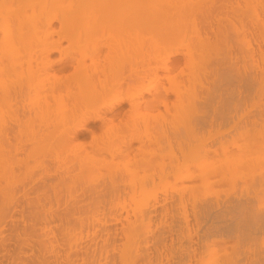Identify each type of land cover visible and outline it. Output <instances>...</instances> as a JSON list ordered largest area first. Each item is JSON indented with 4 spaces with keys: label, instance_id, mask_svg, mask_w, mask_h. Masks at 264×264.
<instances>
[{
    "label": "bare ground",
    "instance_id": "6f19581e",
    "mask_svg": "<svg viewBox=\"0 0 264 264\" xmlns=\"http://www.w3.org/2000/svg\"><path fill=\"white\" fill-rule=\"evenodd\" d=\"M181 1L0 0V264H264V0L192 30ZM118 27L158 30L125 89ZM122 102L136 122L76 152Z\"/></svg>",
    "mask_w": 264,
    "mask_h": 264
},
{
    "label": "rangeland",
    "instance_id": "374dc122",
    "mask_svg": "<svg viewBox=\"0 0 264 264\" xmlns=\"http://www.w3.org/2000/svg\"><path fill=\"white\" fill-rule=\"evenodd\" d=\"M184 1H188V2L185 3ZM184 1H181V2L184 3V4H187L186 5V6H188L187 8H189V4H190V8L192 7V9L195 10V13L193 12V10H191V11L189 10L191 12L190 15L192 14L191 15L192 17L189 16V19L187 21V23H190L191 24V25L188 24V27H189L190 30H192L191 27H192V24H193L191 22L192 20L190 18L194 19L195 14L197 12H199V11H203L204 12V10L207 8L206 9L207 12H204L201 15H197V18L194 20L195 21V24L199 23L200 19H202L201 17H203L202 15H204L205 13H210V11H211V13H212V11H214V13H215V11L217 10L215 8H217V7L219 9L220 8L221 9L222 8L223 9H228L229 11H232V10H234V8H236V2L234 3V7H233V2L236 1V0H234V1H232V0H230V1L229 0H226V1L225 0H212V1L211 0L210 1L209 0H203V2H202V0H201V2H200V0H199V2L197 0H195V1L193 0L194 2L197 1L196 3H194V2L192 3V1L190 2L189 0H184ZM207 1H209V2H207ZM219 1H221V3ZM205 2H207V3H205ZM191 3H192V5H191ZM231 3H232V6H231ZM193 4H194V6H193ZM212 5H214V7H212ZM224 6H226V7L224 8ZM199 7L202 8V9H200ZM228 7H230V8H228ZM231 7H233V8H231ZM212 8H214V9H212ZM230 9H232V10H230ZM214 13H212V14H214ZM230 14L231 13H229V15ZM210 18H211V16H210ZM231 19H233V18L230 17V21H232L233 23H236L237 22L236 20L234 21V19L233 20H231ZM196 20H199V21L196 22ZM211 20L213 21L212 18H211ZM213 22H214V24H213ZM213 22H212V24L213 25H216V22L215 21H213ZM221 22H222L220 24L221 26H222V24L223 25L226 24V21L225 20L224 21H221ZM202 23H204V21H202ZM227 24H228V26H224V27L226 29L229 27V29L231 30L232 29V27H230L231 25L228 22H227ZM200 25H198V26H200ZM53 26H56L57 27L58 26L57 22L54 21L53 22ZM198 26H196V27L197 28H201V26L200 27H198ZM237 26H239L238 25V22H237ZM237 26H235V27L237 28ZM126 30L127 29H122V28H119V27L116 28V66H115V69H116V84L122 85V88L123 89H125L127 87V84H128L127 82H128V80L130 81V79H131L130 75L133 76V74H135L138 69H142V68L146 67L148 64H150L152 62V60H153V54L155 52L157 53V49H158V46H159V44H158V42H159L158 36L156 37V34H158L156 32V31H158L157 29H154L156 31H153L152 30L153 32L156 33L155 36H154V33H152V34L144 35L141 39L139 38L140 41L137 39V41H139V43L135 40L136 38H134L135 37L134 33L133 34L132 33H129V31L127 30L128 31V35L130 34L128 36L127 33H126L127 32ZM190 30H189V32H190ZM237 30H239V27H238ZM130 32H131V30H130ZM237 33H239V32L237 31ZM150 35H153V37L150 36ZM130 36H132V37H130ZM132 39L135 42H137V43H135ZM131 41H133L135 44L133 43V45H132L131 44ZM63 44H65V42H63ZM221 48H223V47H221ZM221 51H222V49H221ZM223 52H225L224 49H223ZM175 57L178 58V59H180L179 66L182 67V64H183V62L181 63V60H183L182 59V55L178 54ZM50 59L54 62V66H55V61L58 59V53H52L50 55ZM135 69H136V71H135ZM132 70H134L135 73ZM131 71H132V73H131ZM66 73L67 72H64V74H66ZM159 74H161V71H159ZM57 76L60 77L61 74H58ZM52 80L53 79H51L50 82ZM162 85H166V80L165 79L162 80ZM143 96H144V99L151 97V95L146 94V93L143 94ZM169 99L172 100L173 99V96L170 95L169 96ZM143 106H144V104H141L140 105V107L142 109L144 108ZM61 109H62L61 101L60 100L53 101V103H52V110L55 111V110H61ZM128 110H129L128 104L126 102H122L119 106L115 107L114 109L110 110V112H107L105 114L107 116L106 117V120H107V118H110L112 120V122L106 123L107 122L106 120L102 121L101 119L98 120L97 118H91L90 120L86 121L85 122L86 124H85L84 130L83 129L79 130V132L77 133L76 136L73 135V139H72V136L70 137V140L73 141V144H74V141H75V144H77V145L74 144L75 147H73V148H77V149H74V150L76 152L77 151L79 152L82 148L88 149L91 146V144L93 143V141L95 142V140L105 139L104 131L110 125H115L116 126V130H118L119 128H125L126 126H129L132 123L136 122V119H137L136 109H134L132 111H128ZM159 110H162V108L160 107ZM114 111H115V113H113ZM116 112L118 113L117 115H116ZM51 115L52 114H50L49 118L51 117ZM36 117H37V120L38 119L39 120L36 121V119H34V121L36 122V123H34V126H36L39 129V131H40V129L42 127L45 128L47 126H48L47 128H50L51 131H55V132H58L59 131L58 130L59 129L58 128L59 126L57 127V124H52V125L51 124H48V115H47V117H44V119L46 121H44V119H42V118H39L38 116H36ZM93 119H94V121H93ZM42 120H43V122H42ZM45 122H47V123H45ZM49 122L50 123L51 122H54V120H52V117H51V119H49ZM40 123H41L42 127L40 126V128H39V126H37V125L40 124ZM44 123L47 124V126ZM35 124H37V125H35ZM53 125H56V127L58 129H56L55 126H53ZM52 126L56 130H54ZM36 127H34V129ZM55 135L57 137L59 136L58 133H56ZM61 138L62 137H60L58 139L59 140H63V138L62 139ZM67 147H70V146L67 145L66 148L64 149L65 151H67L69 149V148L67 149ZM53 149L54 148L51 146L50 149H49V151H48L50 155H51V153H54V150L55 149L54 150ZM50 150L51 151L53 150V151L51 152ZM69 150H71V149H69ZM44 151H45V154H44L45 155V158H47V156L49 157V154L47 152V149L44 150ZM53 156H54V154H53ZM70 157L72 158L71 155H70ZM65 162L70 163L67 160ZM68 163H65L67 166H65V167L62 166V168H66L68 166L70 167L71 164H68ZM76 187L79 188L78 186H76ZM77 188H76V190L80 191V189H77ZM76 190L74 192L75 194H72V197H74V198L77 197L78 195L81 196V193H82V192H78Z\"/></svg>",
    "mask_w": 264,
    "mask_h": 264
}]
</instances>
